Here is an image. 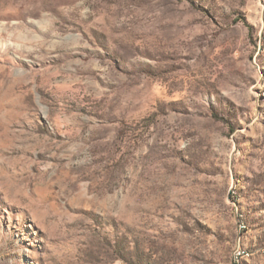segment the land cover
Returning <instances> with one entry per match:
<instances>
[{"label":"rangeland","instance_id":"rangeland-1","mask_svg":"<svg viewBox=\"0 0 264 264\" xmlns=\"http://www.w3.org/2000/svg\"><path fill=\"white\" fill-rule=\"evenodd\" d=\"M0 264H264V0H0Z\"/></svg>","mask_w":264,"mask_h":264}]
</instances>
